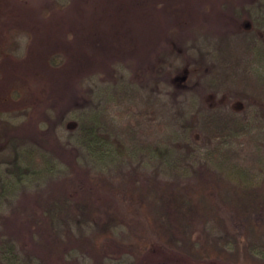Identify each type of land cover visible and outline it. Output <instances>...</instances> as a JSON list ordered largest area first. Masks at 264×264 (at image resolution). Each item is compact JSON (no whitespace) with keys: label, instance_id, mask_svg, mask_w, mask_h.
Returning <instances> with one entry per match:
<instances>
[{"label":"trees","instance_id":"16d2710c","mask_svg":"<svg viewBox=\"0 0 264 264\" xmlns=\"http://www.w3.org/2000/svg\"><path fill=\"white\" fill-rule=\"evenodd\" d=\"M132 1L118 0L131 8L128 12H135ZM138 1L157 4V0ZM256 23L263 36L262 43L252 35L246 38L247 45L253 48L264 46V21ZM181 58L184 62L182 53ZM62 62L59 56L51 58L53 67H60ZM215 68L210 77L203 76L209 86L227 87L233 95L250 102L252 111L262 110L257 102H264V67L257 64L254 53L231 55L223 73ZM187 70L186 66L181 74L186 76ZM220 75L224 85L216 83ZM122 79L103 83L98 89L99 101H92L93 107L79 115L67 143L58 136L60 143L55 146L59 149L53 148L49 139L41 143V148L25 143L20 149H10L6 166L0 168V216L5 215L2 223L10 230L0 234V264H78L74 258L81 249L87 251L93 263L100 264L114 263L113 255L122 259L128 255L136 264H196L193 262L219 258L232 262L236 255L226 254L218 243L211 249L208 238L203 236L214 223L229 221L224 212L214 211L234 208L246 220L251 215L256 218L254 231L263 230V166L254 161L251 168L263 172L254 174L252 179L250 167L232 160L242 150L238 138L250 134V119L239 117L226 106L198 111V99L196 106L187 107L183 105L185 100L165 102L162 96L147 97L140 90L137 96ZM10 96L12 103L3 107L15 108L21 97L19 89H13ZM169 96L171 99L172 93ZM134 106L138 110L132 117L125 115ZM115 108L119 109L117 113ZM3 126L12 128L10 122ZM160 127L169 134L163 133L161 140L151 145L146 135ZM194 131L204 136L202 147L192 140ZM70 147L74 155H70ZM150 164L156 169L147 176L141 166L147 170L152 167ZM113 171L116 173L111 174ZM228 171L234 172L229 176ZM179 174L191 180L183 185L169 179ZM35 188L42 189V193L33 192ZM27 192L37 193L30 197L31 214L28 219L12 222L5 214L8 211L4 210V203H13L17 195ZM205 192L214 196V201L203 200ZM126 233L131 238L126 239ZM260 234L256 243L245 246V258H239L261 256L264 262V230Z\"/></svg>","mask_w":264,"mask_h":264},{"label":"rangeland","instance_id":"374dc122","mask_svg":"<svg viewBox=\"0 0 264 264\" xmlns=\"http://www.w3.org/2000/svg\"><path fill=\"white\" fill-rule=\"evenodd\" d=\"M227 1L157 0L151 6V2L133 0L137 11L128 12L131 8L118 0H0V161L4 162L0 168L6 166L10 149H20L25 143L41 148V143L49 139L54 143L53 148L59 149L60 146H55L60 143L58 136L62 137V143H67L66 138L78 125L79 115L93 107L92 101H99L98 89L110 79L117 82L118 77L121 81L124 77L137 96L140 90L147 97L162 96L165 102L185 100L183 105L187 107L196 106L198 99V111L226 106L239 117L250 119V134L238 138L242 150L232 160L247 169L250 167L252 179L254 174L260 175L263 171L251 166L258 161L257 165H262L264 170V102L259 99L257 104L263 108L257 107L259 111L254 112L244 97L233 95L227 87L209 86L208 79L203 78L210 77L215 67L218 73L225 72L223 67L231 61V55L238 56L244 51L254 53L257 64L264 67V46L253 48L246 43L251 35L262 43L263 30L256 22L264 21V0ZM58 56L63 62L60 67H53L51 58ZM186 66L188 72L184 76L181 73ZM162 68L165 70L161 71ZM175 77L179 78L173 83ZM220 78L216 83L224 85L223 75ZM13 89L20 91L19 102L15 108L3 107L12 103ZM137 110L134 106L125 115L132 117ZM6 122L11 123V129L3 126ZM164 128L146 135L151 145L159 142L163 133L169 134ZM191 137L198 147L204 145V136L199 132H192ZM178 147L181 148L180 144ZM70 149L73 152L70 155H74L73 148ZM234 167L239 169V165ZM141 168L147 176L155 171L153 166L147 170ZM230 172L234 171L226 174L231 176ZM169 179L183 185L191 180L181 174ZM33 192L42 193V189L35 188ZM32 194L37 193L17 195L13 203H4L8 219L12 222L28 219ZM213 198L209 192L203 195L205 201L212 202ZM11 207L14 209L9 211ZM214 212H224L229 221L221 219L214 223L203 236L208 238L211 249V245L218 243L220 249H226V254L233 253L236 257H232V262L219 258L193 263H264L261 256L239 258H245L242 251L250 243H256L264 225L263 230L254 231L256 218L251 215L246 220L234 208ZM5 219L4 214L0 216V234L10 231L2 223ZM125 238L131 235L126 233ZM88 257L87 251L81 249L74 260L78 264H100ZM113 257L114 263L110 264H136L128 255L126 260L118 255Z\"/></svg>","mask_w":264,"mask_h":264},{"label":"water","instance_id":"95a60500","mask_svg":"<svg viewBox=\"0 0 264 264\" xmlns=\"http://www.w3.org/2000/svg\"><path fill=\"white\" fill-rule=\"evenodd\" d=\"M159 264H171V263H167V262H162V263H159Z\"/></svg>","mask_w":264,"mask_h":264},{"label":"flooded vegetation","instance_id":"af4514ba","mask_svg":"<svg viewBox=\"0 0 264 264\" xmlns=\"http://www.w3.org/2000/svg\"><path fill=\"white\" fill-rule=\"evenodd\" d=\"M246 25H248V23H247ZM246 25H245V26H246ZM241 27H242V26H241ZM242 28H243V27H242Z\"/></svg>","mask_w":264,"mask_h":264}]
</instances>
